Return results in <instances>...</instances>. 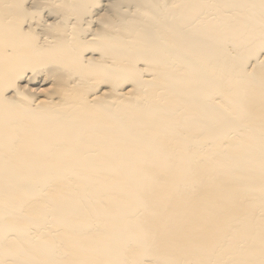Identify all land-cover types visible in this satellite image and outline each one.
<instances>
[{
    "label": "bare ground",
    "instance_id": "6f19581e",
    "mask_svg": "<svg viewBox=\"0 0 264 264\" xmlns=\"http://www.w3.org/2000/svg\"><path fill=\"white\" fill-rule=\"evenodd\" d=\"M0 264H264V0H0Z\"/></svg>",
    "mask_w": 264,
    "mask_h": 264
}]
</instances>
